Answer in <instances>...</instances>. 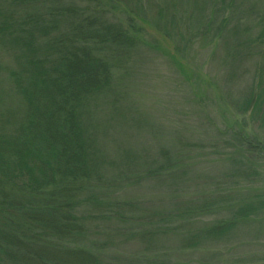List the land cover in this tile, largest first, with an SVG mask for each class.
<instances>
[{
  "label": "trees",
  "instance_id": "16d2710c",
  "mask_svg": "<svg viewBox=\"0 0 264 264\" xmlns=\"http://www.w3.org/2000/svg\"><path fill=\"white\" fill-rule=\"evenodd\" d=\"M236 1L160 0L153 4L154 26L140 22L149 12L147 0L0 3V49L10 55L8 65L0 62L9 85L4 94L0 85V264H113L103 253L114 239L99 240L97 220L126 226L115 235L124 244L151 246L175 238L183 250L196 253L242 230H264V187L258 184L264 172L257 166L264 157V6L246 33L238 25L228 29ZM181 17L194 19L203 31L180 28ZM184 33L201 36L214 56L253 63L249 87L224 99L218 78L184 64V49L192 45ZM160 37L171 42L173 53ZM148 49L169 60L193 110H221V133L232 150L228 172L243 186L235 198L175 201L178 221L161 225L152 221L170 214L144 216L147 205L133 190L152 181L172 191L185 186L182 179L193 168L184 149L192 147L176 137L183 145L177 146L167 133L157 150L131 146L152 125L126 110L129 91L123 99L115 85L131 81L129 72ZM236 74L235 66L225 83L236 84L243 77ZM6 96L9 101H3ZM109 167L116 178L109 179ZM209 215L220 216L186 235L177 233L176 225ZM138 225L157 230L141 234Z\"/></svg>",
  "mask_w": 264,
  "mask_h": 264
},
{
  "label": "rangeland",
  "instance_id": "374dc122",
  "mask_svg": "<svg viewBox=\"0 0 264 264\" xmlns=\"http://www.w3.org/2000/svg\"><path fill=\"white\" fill-rule=\"evenodd\" d=\"M4 1L6 0H0V3ZM159 2L160 0H147V4H150L149 12L140 19L141 24L148 23L149 26H154L153 23H155L158 13L153 4ZM235 4L237 6H235L237 10H235V14L237 15L230 21L231 24H229L228 29L231 30L238 25L241 31L248 33L249 30L245 27L254 20L256 14L262 11V9L259 10V6H264V0H237ZM249 15L252 16L251 19ZM204 18H209L207 12H205ZM181 21L179 22L180 28L187 27L197 31V26L200 32L203 31L200 24L196 25L195 20L190 17H181ZM220 23L221 19L218 21L217 28H219ZM214 33L212 31V34ZM184 34H186L185 38L191 36L190 39H186L187 45H190L189 41H192V45L184 49L183 57H181L187 62L184 64L194 72L201 70L204 76L212 80L218 78L219 88L224 99L226 94H232L237 98L241 92L249 87L254 72L253 63L231 62L236 60L226 61L222 54L214 56L213 47L205 43L201 36L196 35L194 37V33L191 35H189L190 33ZM210 37L212 38L211 34ZM160 38L166 46V52L168 54L169 51L173 53L171 42H166L162 37ZM221 38L223 40V35ZM148 50L142 51L137 57L138 64L129 72L131 81L125 79V81H118L115 85L117 93L121 94L123 99L126 92L129 91V99L127 98L124 102L126 110L128 109L133 115L144 116L146 122L148 123L149 120L153 127L146 125L145 128H142V135L138 143L133 142L131 146L137 149L146 147L157 150L160 145L158 139L162 141L163 138L164 140L167 133L177 146L182 147L180 142L183 141L192 147L190 151H185L183 148L184 156L188 160L186 163L193 168L188 179H182L183 182L187 181L185 186L172 191L167 189L164 182L152 181L144 184L142 189L137 188L133 190L134 192L132 191V196L142 197L144 199L143 204L147 205L144 208V216L147 214L158 215L160 212L170 214L171 219L157 217L152 221L154 225H161L162 222L176 223L178 221L175 201L183 203L194 199L199 204H203L207 200L213 201V195L222 196L225 199L233 195L235 198V192L242 190L243 186L238 180L232 179L228 172V158L232 150L228 148L221 133L225 124L221 110L215 106L193 110L188 103V90L180 87L178 78L167 63L169 60L164 57L165 60L159 58L155 56L156 54L152 50L149 52ZM9 58V52L0 49V62L6 66ZM235 66L237 72L235 78L241 75L243 77H240L234 85L229 82L225 83V79ZM4 77L5 74L2 73L0 85L3 94L4 91L7 92L5 89H9V85L3 79ZM214 81L218 83L217 80ZM7 99L9 101L10 98L6 96L3 101ZM11 104L10 101L7 105ZM114 131L118 132L116 128ZM190 134L195 135L196 142H189ZM177 135L183 136V138ZM176 137L182 141H177L178 138ZM257 164L258 168L264 172V157L260 158ZM113 170L109 167V179L118 176L117 171ZM258 184L264 187V173L262 178L258 180ZM84 211L90 213L87 209ZM84 211L82 210L81 213L83 214ZM219 216L195 217L189 223L176 225L177 233L186 235L191 230L196 231L202 227V223L217 219ZM93 226L98 231L99 240L113 237V242L106 244L111 246L103 253L104 257L106 256L109 260L113 259V264H264V230L260 227L242 230L234 238L226 242L207 245L196 253L183 250L175 238L151 246H144L139 241L125 242L124 244L123 241H118L115 235L122 228L125 229L126 226L115 221L111 224H105V221L97 220ZM135 229L141 234L157 230V228L153 229L151 225L148 229L144 225L143 227L141 225L135 226Z\"/></svg>",
  "mask_w": 264,
  "mask_h": 264
}]
</instances>
